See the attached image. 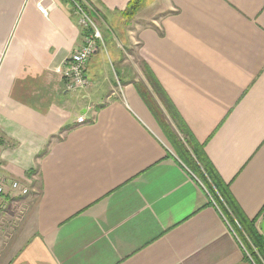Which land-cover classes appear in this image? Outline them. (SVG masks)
I'll return each mask as SVG.
<instances>
[{
  "label": "crops",
  "instance_id": "1",
  "mask_svg": "<svg viewBox=\"0 0 264 264\" xmlns=\"http://www.w3.org/2000/svg\"><path fill=\"white\" fill-rule=\"evenodd\" d=\"M76 1L117 73L99 50L90 90L69 93L58 69L91 34L72 2L0 0V264H251L161 127L175 133L145 68L258 225L264 0H146L129 21L130 0Z\"/></svg>",
  "mask_w": 264,
  "mask_h": 264
},
{
  "label": "trees",
  "instance_id": "2",
  "mask_svg": "<svg viewBox=\"0 0 264 264\" xmlns=\"http://www.w3.org/2000/svg\"><path fill=\"white\" fill-rule=\"evenodd\" d=\"M145 1L146 0H130L126 8L121 12L122 18L124 20L133 19L137 12L145 5ZM145 77L154 95L169 116L176 131L174 133L169 125L167 129L165 125L161 123V127L169 136V140L179 159L189 169L191 174L202 183L213 201L240 235L255 264H264V237L259 234L255 226L261 215L253 220H249L241 213L229 193L228 188L223 185L210 165L207 157L203 153L202 147L197 144L180 116L173 108L171 102L168 101L163 89L147 67L145 68ZM150 108L153 114L158 118L157 115H159V112L161 113L160 109L155 103L151 105ZM263 213L264 209L261 214ZM240 230L245 232L247 238L241 234Z\"/></svg>",
  "mask_w": 264,
  "mask_h": 264
},
{
  "label": "built area",
  "instance_id": "3",
  "mask_svg": "<svg viewBox=\"0 0 264 264\" xmlns=\"http://www.w3.org/2000/svg\"><path fill=\"white\" fill-rule=\"evenodd\" d=\"M42 1L44 0H40V2ZM70 2H72V4L74 5L75 14L79 18V25L85 28H89L91 31V34H89L85 38L84 44L81 46V48L75 53H73L64 62L62 69H58L64 80V89L69 93H77L80 91H86L91 88L92 86L91 81L86 76L87 63L92 57V55L95 54L99 49H101V47L104 46V44L102 42V38L99 30L96 28V25L92 21L91 17L83 9L82 4H80V2L76 0H70ZM37 10L43 16L45 17L47 16L48 10L44 6H42L41 3H37ZM196 181L199 184V186L205 191L209 200L213 204V207L225 222V225L227 226V228L229 229V231L237 241L239 247L241 248L243 255L251 264H255L247 248L242 244L239 237L235 233L233 227H231V225L228 223L229 221L227 220L226 216L219 209L217 204L213 201V199L206 191V189L203 187V185L198 180ZM5 186L6 183H0V200L2 196L5 195ZM10 187L14 191H21L22 194L27 193V191L21 189L18 183L16 182H11Z\"/></svg>",
  "mask_w": 264,
  "mask_h": 264
},
{
  "label": "rangeland",
  "instance_id": "4",
  "mask_svg": "<svg viewBox=\"0 0 264 264\" xmlns=\"http://www.w3.org/2000/svg\"><path fill=\"white\" fill-rule=\"evenodd\" d=\"M125 21H129V20H125ZM98 26V25H97ZM99 31H100V29H99ZM102 42H103V40H102ZM104 44V43H103ZM104 46H102L101 47V49H99V50H101L102 52H101V54L103 55V57H104V59H105V62H106V64H107V67H108V69L110 70V74H112L113 75V77H114V79L116 78L115 77V73H117V71H116V69L114 68V65H112V61H113V63H115V59H114V57L113 56H115V57H117V53L115 54H113V56L112 55H109V56H107V54H106V52L104 51ZM98 50V51H99ZM97 51V52H98ZM119 58H122V55H123V51L122 50H120L119 51ZM109 58V59H108ZM111 58V59H110ZM133 63H135V64H138L137 66L139 67V69L141 68L142 69V66H141V63L138 61V59L137 58H135V55L134 54H132L131 55V57H129L128 58V60H127V66L129 67L130 65L132 66V64ZM94 65H95V63H94ZM93 65V66H94ZM116 71V72H115ZM86 76H87V78H89L90 80H91V77H92V74H91V72L90 71H88V72H86ZM88 90H90V89H88ZM88 90H86V91H88ZM86 91H80V92H86ZM176 132V131H175ZM199 181V180H198ZM200 182V181H199ZM201 183V182H200ZM202 184V183H201ZM2 205H0V207H1ZM1 210V209H0ZM5 212V211H4ZM4 212H2V213H4ZM228 220V219H227ZM230 225H231V223L230 222H228ZM256 226V229H257V231L259 232V234L260 235H262L261 234V232H260V230H259V224L257 225H255ZM231 227H232V225H231ZM234 229V228H233ZM240 229V228H239ZM234 231H235V233L237 234V236L239 237V239H240V241L242 242V244L244 245V243H243V241H242V239H241V237H240V235L236 232V230L234 229ZM240 232H241V234L243 235V236H245V232H243V231H241L240 230ZM263 236V235H262ZM246 237V236H245ZM247 238V237H246ZM245 246V245H244Z\"/></svg>",
  "mask_w": 264,
  "mask_h": 264
},
{
  "label": "water",
  "instance_id": "5",
  "mask_svg": "<svg viewBox=\"0 0 264 264\" xmlns=\"http://www.w3.org/2000/svg\"><path fill=\"white\" fill-rule=\"evenodd\" d=\"M259 230L264 237V218L259 223Z\"/></svg>",
  "mask_w": 264,
  "mask_h": 264
},
{
  "label": "bare ground",
  "instance_id": "6",
  "mask_svg": "<svg viewBox=\"0 0 264 264\" xmlns=\"http://www.w3.org/2000/svg\"><path fill=\"white\" fill-rule=\"evenodd\" d=\"M79 120L82 121V118H80Z\"/></svg>",
  "mask_w": 264,
  "mask_h": 264
}]
</instances>
